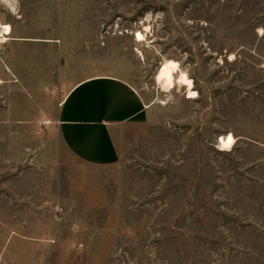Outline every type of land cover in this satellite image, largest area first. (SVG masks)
<instances>
[{
  "label": "rangeland",
  "instance_id": "rangeland-1",
  "mask_svg": "<svg viewBox=\"0 0 264 264\" xmlns=\"http://www.w3.org/2000/svg\"><path fill=\"white\" fill-rule=\"evenodd\" d=\"M0 23V264H264V0H0ZM168 61L191 87L162 91ZM99 75L155 108L117 164L61 161L59 85Z\"/></svg>",
  "mask_w": 264,
  "mask_h": 264
},
{
  "label": "crops",
  "instance_id": "crops-1",
  "mask_svg": "<svg viewBox=\"0 0 264 264\" xmlns=\"http://www.w3.org/2000/svg\"><path fill=\"white\" fill-rule=\"evenodd\" d=\"M7 65V72L15 73ZM52 105L51 128L61 161L91 167L117 164L119 133L147 122L155 108L127 81L109 75L86 77L61 87Z\"/></svg>",
  "mask_w": 264,
  "mask_h": 264
},
{
  "label": "clouds",
  "instance_id": "clouds-1",
  "mask_svg": "<svg viewBox=\"0 0 264 264\" xmlns=\"http://www.w3.org/2000/svg\"><path fill=\"white\" fill-rule=\"evenodd\" d=\"M10 8L13 9V11L16 10L15 5H8ZM261 35H264V29L258 30ZM174 72H180V76L177 80V83L183 85L187 84L189 87L192 86V81L187 78V75L185 72L180 71L179 64L176 62L168 61L163 64V66L160 68L158 75L155 77L156 83L160 86V88L164 92H168L173 87V73ZM190 98H195L197 96L196 92H189ZM170 100H172L171 96H168L165 100L160 101L162 104L168 103ZM235 139L231 133L228 134L227 139L220 138V143L218 145L220 150H231L232 146L235 144Z\"/></svg>",
  "mask_w": 264,
  "mask_h": 264
},
{
  "label": "bare ground",
  "instance_id": "bare-ground-1",
  "mask_svg": "<svg viewBox=\"0 0 264 264\" xmlns=\"http://www.w3.org/2000/svg\"><path fill=\"white\" fill-rule=\"evenodd\" d=\"M3 26H9V25H7V24H1L0 23V31H1V33H0V43H4V42H6L7 40H8V37L10 36V34H11V32H12V30H11V27H10V31L9 32H4L3 31ZM138 34H139V36H141V37H143V39H139L138 38ZM135 41L136 42H143L144 41V34H142L141 32H137L136 33V36H135ZM175 73H177V72H174L173 73V75L175 74ZM172 90V88L168 91V92H170ZM163 91V90H162ZM167 92V93H168ZM221 137H223L225 140L227 139V136H220L219 137V139L217 140V145H219V143H220V138ZM232 148H233V146H232ZM232 148H231V150H232ZM218 150L220 151V152H230L231 150H220L219 149V147H218Z\"/></svg>",
  "mask_w": 264,
  "mask_h": 264
},
{
  "label": "snow or ice",
  "instance_id": "snow-or-ice-1",
  "mask_svg": "<svg viewBox=\"0 0 264 264\" xmlns=\"http://www.w3.org/2000/svg\"><path fill=\"white\" fill-rule=\"evenodd\" d=\"M3 31L4 32H9L10 31V26H3ZM138 38L139 39H143V37H141V36H139V34H138ZM224 138L222 137V140H223Z\"/></svg>",
  "mask_w": 264,
  "mask_h": 264
}]
</instances>
